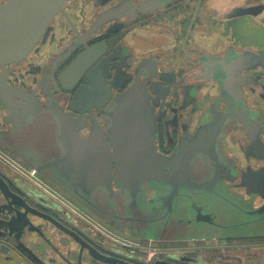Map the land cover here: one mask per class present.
Masks as SVG:
<instances>
[{"label":"flooded vegetation","instance_id":"flooded-vegetation-1","mask_svg":"<svg viewBox=\"0 0 264 264\" xmlns=\"http://www.w3.org/2000/svg\"><path fill=\"white\" fill-rule=\"evenodd\" d=\"M78 1L80 8L72 7L71 3ZM206 5V0H72L66 3L65 13L58 14L55 19L62 15L64 27L67 24L73 36L41 67L36 88L30 89L16 82L15 74L23 62L7 67L10 70L8 84L25 89L30 95L37 91L36 95L42 99L43 109H46L48 96L41 88L42 77L48 73L58 75L72 63L84 48L76 49L64 64L58 63L57 59L75 47L78 34H85L92 23L107 12L110 16L108 21L88 40L91 47L104 44L105 57L110 58L104 79L106 87L116 80L117 86L113 89L116 96L133 84H141L157 118L155 145L164 156H172L180 148L189 149L199 134L206 143L216 135V147L211 155L214 168L210 167V172L217 170L222 176L219 185L211 192H185L188 199H181L185 204L175 206L172 213L159 210L161 203L156 199L160 193L151 189L140 200V203L144 201L142 207L150 217L139 219L151 221V224L135 227L132 233L124 228L127 225L123 219L101 212L102 216L88 209L79 197L66 192L56 170L44 167L49 155L60 158L63 154L60 142L62 127L58 120L47 112L32 117L26 107L18 109L20 115L26 116L25 121L17 118L16 122V113L12 114L0 95V219L30 222L22 231L20 241L15 240V233L3 232L0 244L8 247L11 254L19 256L22 263L108 264L97 258L102 256L118 262L140 264L132 260L137 255L129 254L127 234L150 243H232L264 237V233L256 236L247 234L251 233L249 231L243 234L231 231L240 219H247L246 222L248 219H264V216L250 214L264 206V203L255 206L256 199L264 198L249 193L242 180L243 172L248 174L249 169L257 171L264 167L261 159L264 156V47L256 46L264 31V0L233 5L225 10L217 6L206 8ZM86 11L91 13L89 17ZM75 14L82 19L80 26L74 20ZM251 23L255 24L252 28L249 27ZM150 25L156 28L142 36V29ZM198 28L213 34L209 39L204 38L207 44L203 46L200 42L197 45L193 37V33L200 30ZM166 33L174 41L173 44L168 42L172 44L169 48L165 44L167 41L163 43ZM220 34L228 38L215 41L214 37ZM246 41L251 42L246 44ZM32 66L30 63L29 67ZM2 74L0 69V76ZM100 74L94 79L97 86H100ZM48 88L52 89V86ZM59 88L57 85L53 87V93L59 98V105L69 111L73 94ZM252 101L261 102V105H254ZM94 115L105 127L102 113L94 111ZM226 115L227 119L221 126L215 125V130H208V123ZM11 117L14 118L12 121ZM91 126L89 119L87 127L79 131L80 135L88 136ZM230 142L241 151L242 161L229 154ZM111 190L119 192L113 182ZM90 200L91 205L106 213H113L111 208H117L118 214L124 215L123 200L121 202L117 195L115 199L111 197L106 188L96 190ZM197 206L209 215L208 219L213 223L198 224L194 221ZM112 230L119 235H114L117 238H114L115 246L111 249ZM19 234L18 229L17 237ZM212 259L217 264H241L237 252L229 248ZM160 261L165 264L208 262L200 259L197 252L169 253L167 259L154 260L152 264Z\"/></svg>","mask_w":264,"mask_h":264},{"label":"water","instance_id":"water-1","mask_svg":"<svg viewBox=\"0 0 264 264\" xmlns=\"http://www.w3.org/2000/svg\"><path fill=\"white\" fill-rule=\"evenodd\" d=\"M69 1L72 0H6L0 5V69L3 71L0 76V95L12 114L16 113V122L17 118L25 121L26 116L20 115L18 109L26 107L31 113L28 115L32 117L47 112L52 114L54 120H58L62 127L60 142L63 145V154L60 158L49 155L48 163L44 167L56 170L61 175L60 179L63 180L66 192L79 197L88 209L99 215H102V212L109 217L123 219L127 225L124 228L133 233L135 227L151 224V221L139 220L150 217L146 208L142 207L144 201L140 203V200L151 189L160 193L156 202L161 203L159 210H165L167 213H172L174 207L180 203L185 204L181 200L188 199L185 192L208 193L216 189L222 176L217 170L210 172V167L211 161H214L211 155L216 147L217 136L214 134V139L210 138L206 143L205 140L202 141L204 137L199 134L192 147L180 148L172 156H164L157 151V118L144 93L145 89L141 84H133L125 92L114 96L116 80L110 82V87H106L107 82L104 80L110 65V58L105 57L104 44L92 47L88 45L93 33L108 21L110 16L107 12L102 13L85 34H78L75 47L66 50L57 62L64 64L76 49L82 47L84 51L58 75L48 73L42 77L41 88L48 96L46 109H43L44 103L36 95L37 91L30 95L25 89L10 86L7 81L10 70L7 67L20 65L27 60L45 37L56 16L65 13V5ZM246 12L249 13V10ZM97 62L99 63L94 68ZM97 74H100V86L94 83ZM56 85L66 93L73 94L69 111L59 105L60 100L54 95L53 87ZM48 86H52V89ZM94 111L102 113L105 127L98 121ZM13 119L11 117V121ZM89 119L92 123L91 131L88 136L83 137L79 131L87 127ZM226 119L227 115L208 123V130H215L213 127L221 126ZM261 159L264 160V156ZM242 180L249 193L264 198V167L257 171L249 169L248 174L243 172ZM112 182L118 188V193L111 190ZM156 186L158 188H155ZM100 188L108 189L109 195L114 199L117 195L121 202L123 200V216L118 214L117 208H111L115 214L106 213L90 204V199ZM189 200L192 201L191 197ZM194 211L196 223H213L212 219H208L209 215L202 212L201 207L197 206ZM250 214L264 216V206ZM245 220L247 219L238 220L231 231L243 234L256 230L260 233L250 235H263L264 219H248L249 222ZM29 224L28 220L18 222L14 219H0V237H4L3 232H9V235L15 233V240L20 241L22 231L27 229ZM18 229L20 234L17 237ZM80 242L84 245L83 241ZM0 255L5 256L6 260L20 258L11 254L10 249L1 244ZM97 258L108 264L123 263L102 256Z\"/></svg>","mask_w":264,"mask_h":264},{"label":"rangeland","instance_id":"rangeland-1","mask_svg":"<svg viewBox=\"0 0 264 264\" xmlns=\"http://www.w3.org/2000/svg\"><path fill=\"white\" fill-rule=\"evenodd\" d=\"M4 1L5 0H0V5L3 4ZM255 1L258 2L260 0H206L207 5L205 7L209 8L211 6H217L222 10H225L233 5H237L241 3H250ZM71 5L72 7L77 8V6L79 5V1L73 2L71 3ZM79 8L80 7L78 6V9ZM90 14L91 13L89 11H86L87 17H89ZM59 17L55 19L53 26L49 29L44 39L37 45L34 51L30 54L29 58L22 63V66L21 68H19L18 73L15 74V80L18 84H22L30 89L36 88L41 67L48 61L50 56L57 54L72 38L73 34H70L71 28L69 29L67 24L65 28L64 23H62L64 17L62 15H60ZM73 17L74 20L77 21L76 22L77 25L80 26V24L83 23L81 17L78 14L73 15ZM165 22L167 21L165 20ZM259 25L255 28L258 29ZM253 26H255V24L251 23L249 25V27L251 28ZM151 27H145L144 29H142L141 31L142 36L146 35L147 31L156 28L153 26ZM261 34L262 37L260 41L257 42L256 46L264 47V31ZM211 35L209 31L205 32L202 31L201 29L196 30L193 33V37L196 44L197 42H200L202 43V46L207 44L204 38L208 37L209 39ZM214 38L216 41L218 39H227L228 36L225 34H220ZM133 39L136 38L134 37ZM163 39H165L163 40L164 41L163 43L167 41V43L172 42L173 44L174 42L169 34L165 35ZM250 42L251 41H246V44H249ZM163 43L161 45H164ZM167 43H165L166 47L169 48L172 44L169 45V43L168 44ZM30 63L33 64L31 68L29 67ZM252 103L257 106L261 105V102L254 103L252 101ZM262 106H264V103H262ZM32 144L37 145L35 141H32ZM228 152L231 156L237 157L239 158V161H242L241 151L236 147V145H232L231 142L228 144ZM237 191L243 193L242 190H237ZM263 203L264 200H262L261 198H257L255 201V206L262 205ZM85 212L88 215L90 214L87 211ZM80 214L83 215L84 213L80 212ZM90 218L93 219L92 215ZM89 222L92 223L91 220H89ZM250 232L251 233H247V234L260 233V231H256V230H250ZM112 234H113L112 235L113 239L111 242V249L115 246L114 238H117L114 235L115 234L116 236L119 235L114 230H112ZM101 235L103 236L104 234L101 233ZM125 237L127 238V242L130 246V250H129L130 256L137 255L132 260L140 264H152L154 260L167 259V255L169 253H176L178 255H183L187 252L199 253L200 259L204 261L205 260L208 261V262H203L202 264H217L216 262H214L212 257L218 255L223 249H228V248L229 250H234L237 252V254L241 258V264H260V263L264 264V239L241 240L232 243L224 242V241L223 242L190 241V242H180V243H162V242L150 243V242H143L139 239H134L128 234ZM175 262H179V261H175Z\"/></svg>","mask_w":264,"mask_h":264},{"label":"crops","instance_id":"crops-1","mask_svg":"<svg viewBox=\"0 0 264 264\" xmlns=\"http://www.w3.org/2000/svg\"><path fill=\"white\" fill-rule=\"evenodd\" d=\"M22 259L17 258V260H6L5 256L0 255V264H26L21 262Z\"/></svg>","mask_w":264,"mask_h":264},{"label":"trees","instance_id":"trees-1","mask_svg":"<svg viewBox=\"0 0 264 264\" xmlns=\"http://www.w3.org/2000/svg\"><path fill=\"white\" fill-rule=\"evenodd\" d=\"M257 239H259V240H260V239H264V237H261V238H257Z\"/></svg>","mask_w":264,"mask_h":264}]
</instances>
